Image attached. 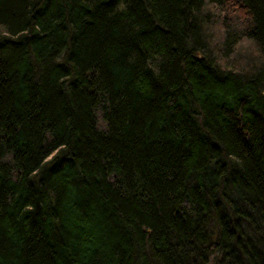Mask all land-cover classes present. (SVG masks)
I'll list each match as a JSON object with an SVG mask.
<instances>
[{"label": "trees", "instance_id": "obj_1", "mask_svg": "<svg viewBox=\"0 0 264 264\" xmlns=\"http://www.w3.org/2000/svg\"><path fill=\"white\" fill-rule=\"evenodd\" d=\"M0 264H264V0H0Z\"/></svg>", "mask_w": 264, "mask_h": 264}, {"label": "rangeland", "instance_id": "obj_2", "mask_svg": "<svg viewBox=\"0 0 264 264\" xmlns=\"http://www.w3.org/2000/svg\"><path fill=\"white\" fill-rule=\"evenodd\" d=\"M215 30H216V29H215ZM215 30H214V31H215Z\"/></svg>", "mask_w": 264, "mask_h": 264}]
</instances>
